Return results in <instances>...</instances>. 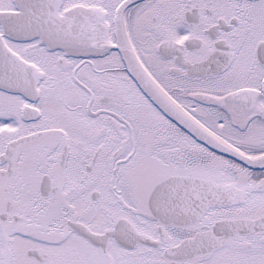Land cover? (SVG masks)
Listing matches in <instances>:
<instances>
[{
    "label": "snow or ice",
    "instance_id": "6c2138e0",
    "mask_svg": "<svg viewBox=\"0 0 264 264\" xmlns=\"http://www.w3.org/2000/svg\"><path fill=\"white\" fill-rule=\"evenodd\" d=\"M0 264H264V0H0Z\"/></svg>",
    "mask_w": 264,
    "mask_h": 264
}]
</instances>
